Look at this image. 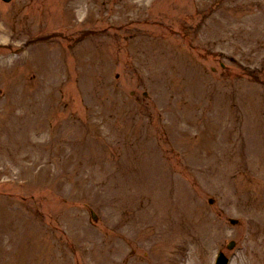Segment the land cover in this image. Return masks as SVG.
I'll list each match as a JSON object with an SVG mask.
<instances>
[{"label": "rangeland", "instance_id": "obj_1", "mask_svg": "<svg viewBox=\"0 0 264 264\" xmlns=\"http://www.w3.org/2000/svg\"><path fill=\"white\" fill-rule=\"evenodd\" d=\"M0 26V264H264V0H0Z\"/></svg>", "mask_w": 264, "mask_h": 264}, {"label": "bare ground", "instance_id": "obj_2", "mask_svg": "<svg viewBox=\"0 0 264 264\" xmlns=\"http://www.w3.org/2000/svg\"><path fill=\"white\" fill-rule=\"evenodd\" d=\"M3 33H5L4 29L0 26V36H2ZM3 59H4V60H2V62H4L3 64L9 63V62L10 63L14 62V60L12 58L9 59L10 61L8 59H5V58H3Z\"/></svg>", "mask_w": 264, "mask_h": 264}, {"label": "water", "instance_id": "obj_3", "mask_svg": "<svg viewBox=\"0 0 264 264\" xmlns=\"http://www.w3.org/2000/svg\"><path fill=\"white\" fill-rule=\"evenodd\" d=\"M225 263V259H223L222 261H221V264H224Z\"/></svg>", "mask_w": 264, "mask_h": 264}]
</instances>
